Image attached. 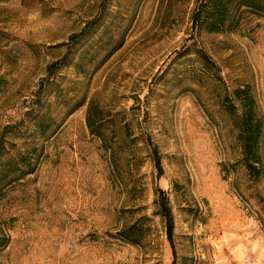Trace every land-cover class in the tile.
Returning a JSON list of instances; mask_svg holds the SVG:
<instances>
[{
  "label": "rangeland",
  "instance_id": "1",
  "mask_svg": "<svg viewBox=\"0 0 264 264\" xmlns=\"http://www.w3.org/2000/svg\"><path fill=\"white\" fill-rule=\"evenodd\" d=\"M95 1L0 0V130L18 121L44 65L62 55ZM128 3L110 5L105 23L116 34ZM193 5L143 0L100 67L59 72L63 102L50 95L47 114L60 118L74 89L86 99L53 136L37 139L36 171L0 199V264H171L157 188L172 212L174 264H264V176L248 177L238 131L217 98L248 85L264 118V14L245 10L230 31L195 32ZM90 99L113 115L111 152L86 125ZM132 224L139 244L117 236Z\"/></svg>",
  "mask_w": 264,
  "mask_h": 264
},
{
  "label": "trees",
  "instance_id": "2",
  "mask_svg": "<svg viewBox=\"0 0 264 264\" xmlns=\"http://www.w3.org/2000/svg\"><path fill=\"white\" fill-rule=\"evenodd\" d=\"M142 1L129 0L130 14L125 19L127 25L116 34L110 30L109 22L105 23L110 14L109 8L112 0H96V11L83 21L78 31L69 34L67 40L62 43L64 47L62 55L46 62L42 75L27 98L23 100L25 109L18 121L7 123L0 130V199L4 197L10 186L22 182L36 171L43 152V145H40L37 139L45 140L53 136L65 118L85 102V91L78 95L77 89H74V103L64 111L60 118L56 120L50 113L47 114V107H50L48 102L50 95H53L52 104L58 106L63 102L61 90L57 86L59 72L71 65L79 74H85L87 66L91 69L100 67L103 61L121 46L127 26L134 17L136 5ZM172 1L176 0H159V4L168 7ZM184 1L187 0H180V2ZM117 5L119 10L120 5ZM245 10L264 14V0H194L189 13L190 29L195 32L200 30L217 33L230 31L236 27L239 15ZM179 53L183 56L188 54L189 50L184 49ZM195 53L203 61V65L211 70L214 64L206 54L200 50H196ZM99 56L101 60L95 61V58ZM213 76L220 79L216 75ZM217 98L238 131L240 161L248 177L251 180L262 178L264 176V118L258 111L256 99L250 87L248 85L238 86L230 92L225 91L224 95L217 96ZM100 112L95 107L93 99L88 100L85 117L88 130L90 134L102 140L111 152L113 147L106 142L105 130L114 118L109 113L107 117H103ZM153 162L158 175H161L160 156L155 150ZM156 193L155 202L158 205V214L164 222L166 238L173 256L171 264H174L176 253L173 243L174 221L171 208L164 191L157 188ZM117 236L128 243L139 244L134 224L118 230ZM5 242L6 238L0 237V246Z\"/></svg>",
  "mask_w": 264,
  "mask_h": 264
}]
</instances>
